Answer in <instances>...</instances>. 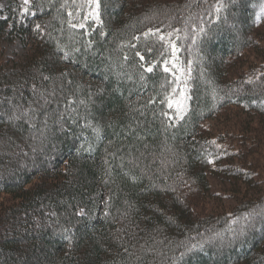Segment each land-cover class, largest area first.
I'll return each mask as SVG.
<instances>
[{
	"label": "trees",
	"instance_id": "1",
	"mask_svg": "<svg viewBox=\"0 0 264 264\" xmlns=\"http://www.w3.org/2000/svg\"><path fill=\"white\" fill-rule=\"evenodd\" d=\"M6 2L0 264H264V190L248 178L264 150V0H224L219 19L216 0H101L100 24L84 22L88 0H31L26 17ZM157 28L180 29L194 61L182 120L162 103L163 48L142 36ZM16 37L32 40L9 57ZM210 178L239 191L234 206L205 199Z\"/></svg>",
	"mask_w": 264,
	"mask_h": 264
},
{
	"label": "snow or ice",
	"instance_id": "2",
	"mask_svg": "<svg viewBox=\"0 0 264 264\" xmlns=\"http://www.w3.org/2000/svg\"><path fill=\"white\" fill-rule=\"evenodd\" d=\"M235 3L236 0H233ZM90 12L84 16V22L89 20H94L96 24H100V7H101V0H88ZM30 4L31 0H22V4L19 6L20 8V15L21 17H26L27 15L31 14L30 12ZM191 6V5H189ZM226 5L224 4V0H216V4L212 7V10L208 13L209 15L215 14V17L219 19L220 13L224 10ZM71 16L72 14L69 13ZM4 17H0L3 19ZM264 18V5H261L260 11L257 13V22ZM72 27H79L84 28L85 23L80 24H73ZM40 25H36V29H39ZM198 28V30H197ZM192 29L194 34L192 35V42L196 44L198 42V37L200 34H206L204 27H198L197 25L193 24ZM180 29H172L167 33H161L160 29H149L148 31L142 33V36L146 39L155 37V43L161 44L163 51L160 53V58L163 59V72L167 74H171L172 80L167 81V83L171 86V91L165 95L164 101L162 103H166L168 109H175V118L176 119H183L185 114L188 111L187 108V101L191 98L187 94V89L189 87V81L191 80V74L193 71V64L194 61L189 59L187 60V64L185 65L179 56V53L182 51V47L178 46L177 40L181 39L179 36ZM176 36V39H169L170 37ZM140 37H135V39H139ZM132 47H136L133 45ZM149 52H152L153 49H149ZM136 56L140 58L141 61L145 59L140 52H136ZM144 68V71L147 73H153L155 69L160 66L156 62H152L150 66L144 67V64L140 65ZM260 75L257 74L256 77H249L245 83L251 84L253 83L254 79H259ZM144 77L142 76L141 79ZM255 103V101H253ZM162 115L166 116L168 119H173V116L169 115L168 112L162 113ZM214 143V142H212ZM219 147V145H217ZM209 163L212 161L209 160ZM83 213V209L80 210V214ZM201 245L193 244L188 249L191 251ZM183 255V254H182Z\"/></svg>",
	"mask_w": 264,
	"mask_h": 264
},
{
	"label": "rangeland",
	"instance_id": "3",
	"mask_svg": "<svg viewBox=\"0 0 264 264\" xmlns=\"http://www.w3.org/2000/svg\"><path fill=\"white\" fill-rule=\"evenodd\" d=\"M6 5H7L6 0L0 1V15L1 16H6V14L3 12ZM184 15L181 18L182 21L185 18ZM190 17H191V14L185 18V21L187 19L188 20L194 19V17H192V18H190ZM228 25L230 27H233L231 24H228ZM29 38H32V37L30 36ZM31 40H29V39L25 40V38L16 37L14 39V41L4 43L3 48L5 49L6 55L9 57H11V56L12 57H18L20 55H23L25 53V51L27 50L26 47L29 46V44H30L29 42ZM255 121L257 122V120H255ZM227 130H228V127H227ZM248 141H249V136H248ZM31 146H33V148L30 151V156L32 154L35 157L38 156L40 154L42 148L39 145L35 144V142H33V144ZM258 149H259V147H257L254 150H258ZM260 150H261V154L256 155V157L259 159V163H258L259 169L257 171L252 172V173H254L253 175L248 173V176H249L248 178L253 180V182H255L254 184L259 185L256 189L258 191L264 190V187H263V184H264V168L262 169V166H264V150H262V148H260ZM24 158H29V156L26 155V157H24ZM253 169L255 170V167H253ZM210 183H211V191H210V194L204 196L205 199H208L209 197H215L217 199H220L221 201L218 202V205L224 207V209H226V210L228 209V206H234L235 205L234 204L235 199L232 198V195L237 197L239 195L238 194L239 191H236V193L231 194L230 190H234L233 185L231 188H229L227 186L222 187V185H220L216 179H212V178H210ZM238 188H240V191H241V189H243V191H245L244 188H242V186L240 184L235 185V190H237ZM246 191L248 192V190H246ZM255 192H256L255 189H254V191L253 190L249 191V193L252 195L251 197H258L259 196V194L258 195L254 194ZM207 196H208V198H207ZM199 206H200V212H202V213H205L209 210L208 205H206L204 201L202 203H200ZM243 228H241V229H243ZM248 228H250L249 225L248 226L246 225V227L244 229H246V231H248ZM241 229H240V231H241Z\"/></svg>",
	"mask_w": 264,
	"mask_h": 264
}]
</instances>
